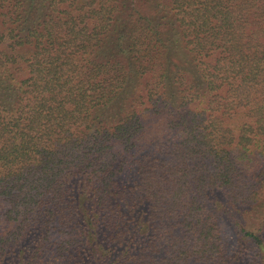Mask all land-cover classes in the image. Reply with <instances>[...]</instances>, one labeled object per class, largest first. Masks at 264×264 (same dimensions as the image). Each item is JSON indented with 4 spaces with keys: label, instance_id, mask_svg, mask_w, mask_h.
I'll return each mask as SVG.
<instances>
[{
    "label": "trees",
    "instance_id": "1",
    "mask_svg": "<svg viewBox=\"0 0 264 264\" xmlns=\"http://www.w3.org/2000/svg\"><path fill=\"white\" fill-rule=\"evenodd\" d=\"M0 264H264V0H0Z\"/></svg>",
    "mask_w": 264,
    "mask_h": 264
}]
</instances>
